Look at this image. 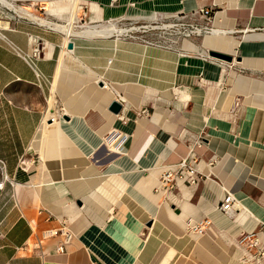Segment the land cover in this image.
<instances>
[{"label": "crops", "instance_id": "obj_1", "mask_svg": "<svg viewBox=\"0 0 264 264\" xmlns=\"http://www.w3.org/2000/svg\"><path fill=\"white\" fill-rule=\"evenodd\" d=\"M3 1L0 264H264L237 242L264 227V0ZM41 5L42 22L17 13ZM199 7L209 33L127 36ZM112 129L127 136L120 153L103 145ZM190 152L197 185L157 191ZM226 193L230 213L217 209ZM203 217L206 232L186 231Z\"/></svg>", "mask_w": 264, "mask_h": 264}, {"label": "built area", "instance_id": "obj_2", "mask_svg": "<svg viewBox=\"0 0 264 264\" xmlns=\"http://www.w3.org/2000/svg\"><path fill=\"white\" fill-rule=\"evenodd\" d=\"M40 12L43 14L45 7L39 6ZM212 15L210 8L199 7L188 12H179L165 15L161 18L153 17L150 22L147 23H130L127 29L131 32H127V36L136 37V33L153 30V34L148 38H141L146 44L151 45H164L171 46L176 43L177 40H183L190 37L200 36L212 31ZM140 35H138V38ZM29 58H38L40 56V47L34 45L31 47L30 52L26 54ZM138 113L147 114L146 109L142 108ZM56 115L48 117V121H55ZM126 134L112 129L103 138V145L106 149L113 153L122 152L123 146L126 142ZM199 157L193 153H188L185 157L180 159L174 167L163 171L158 179L157 191L168 194L172 192L177 183H185L189 185H197L200 180V175L196 171V163ZM210 160V159H209ZM2 181L0 180V187ZM232 197L229 193L223 197L218 203L217 209L224 213H230L232 207ZM210 226L208 218H201L196 222H192L189 219L185 221V229L187 232L200 235L207 231ZM51 233H56L52 231ZM58 233L62 236L60 244L57 246L58 251H62L63 247L71 238V234L64 228L58 230ZM237 242L242 245L245 255V260L257 259L264 255V227L259 231H252L250 233H243L237 238Z\"/></svg>", "mask_w": 264, "mask_h": 264}, {"label": "water", "instance_id": "obj_3", "mask_svg": "<svg viewBox=\"0 0 264 264\" xmlns=\"http://www.w3.org/2000/svg\"><path fill=\"white\" fill-rule=\"evenodd\" d=\"M67 48H70L71 45L70 43H68L66 45ZM209 55L211 56H214V57H217L219 59H222V60H225V61H231V56L230 55H227V54H224V53H220V52H216V51H209L208 53ZM120 109V104L117 102V101H112L109 105V110L112 111L113 113H116L118 112ZM149 223H147L148 225Z\"/></svg>", "mask_w": 264, "mask_h": 264}, {"label": "rangeland", "instance_id": "obj_4", "mask_svg": "<svg viewBox=\"0 0 264 264\" xmlns=\"http://www.w3.org/2000/svg\"><path fill=\"white\" fill-rule=\"evenodd\" d=\"M28 2V1H27ZM17 13L18 14H20V15H24V16H26L25 14H23L20 10L19 11H17ZM31 13H33V15H35L37 18H41L42 19V13L39 11V10H37V11H35V12H31ZM34 16V17H35ZM37 18H35V20L37 19ZM34 19V18H33ZM38 21H40V19H37Z\"/></svg>", "mask_w": 264, "mask_h": 264}, {"label": "bare ground", "instance_id": "obj_5", "mask_svg": "<svg viewBox=\"0 0 264 264\" xmlns=\"http://www.w3.org/2000/svg\"><path fill=\"white\" fill-rule=\"evenodd\" d=\"M0 2H4V1H3V0H0ZM2 4H3V3H2ZM4 4H5V3H4ZM6 5H7V4H6ZM25 12H28V11L25 10ZM24 14H25V15H28L29 17L34 18V19L37 18V17H33L34 15L32 16V15H30V14H28V13H27V14L24 13ZM37 19H40V21L42 20L41 18H37ZM32 20H33V19H32ZM37 21H38V20H37ZM34 22H35V21H34ZM41 22H42V21H41ZM217 33H218L217 31H213V32H212V34H217Z\"/></svg>", "mask_w": 264, "mask_h": 264}]
</instances>
